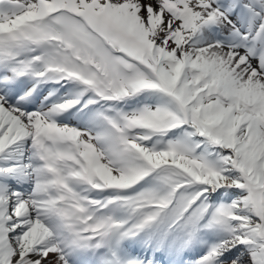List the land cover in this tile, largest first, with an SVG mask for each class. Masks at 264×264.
Segmentation results:
<instances>
[{
  "label": "snow or ice",
  "instance_id": "1",
  "mask_svg": "<svg viewBox=\"0 0 264 264\" xmlns=\"http://www.w3.org/2000/svg\"><path fill=\"white\" fill-rule=\"evenodd\" d=\"M0 264H264V0H0Z\"/></svg>",
  "mask_w": 264,
  "mask_h": 264
}]
</instances>
